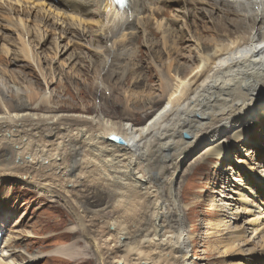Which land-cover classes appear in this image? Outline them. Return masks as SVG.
Returning <instances> with one entry per match:
<instances>
[{
	"label": "bare ground",
	"instance_id": "obj_1",
	"mask_svg": "<svg viewBox=\"0 0 264 264\" xmlns=\"http://www.w3.org/2000/svg\"><path fill=\"white\" fill-rule=\"evenodd\" d=\"M56 1L0 0V20H8L25 36L37 30L44 44L49 38L45 26L53 13L58 18L53 23L61 28L59 38L54 39L57 52L65 48L60 40L68 34L75 36L71 32L75 30L99 43L116 38L121 47L139 42L143 37L144 45L150 49L160 48L159 55L175 56L174 63L158 69L162 94L160 99L151 98L147 102L146 107L155 108L137 123H132L130 118L116 122L99 114L101 110L93 114L86 108L84 114L72 113L71 110L76 109L74 103L56 101L30 87L27 94L13 88L10 103L5 87L0 86V149L6 147L5 143L11 144L19 159L11 170L26 175L29 183L33 182L31 185L64 198L103 263L107 255L113 256L110 261L114 264L117 258L121 264H193L176 193V171L189 157L219 142L232 128L264 116V0H210L212 10L209 11L199 7L207 4L201 0H127L125 7H117L111 0ZM37 3L45 5L37 10ZM172 4L183 5L185 18L194 17L195 21L192 24L188 21L179 29L173 26L165 19ZM236 5L252 18L243 15ZM30 12L43 15L35 29L24 17ZM144 13L149 15L142 18ZM159 17H163L162 21ZM88 26L97 29L89 31ZM134 26L138 30H134ZM158 34H162L161 39L156 40ZM193 38L197 39V47L187 55L183 52L187 49L184 45ZM24 46L23 52L34 63L31 45ZM113 48L107 47L103 52V56L109 52L105 62L115 51ZM120 57L115 56V59ZM181 60L186 63L181 64ZM135 72L134 69L130 73L136 75ZM8 73L11 72L6 71L5 75ZM202 109L204 117L198 114ZM42 130L47 135H42ZM188 130L192 132L191 140L184 137ZM113 133L124 137L128 143H113L107 138ZM243 137L241 135L240 139ZM218 145L209 148L204 156L223 158L228 155ZM163 156H168L175 165L169 177L166 171L171 164H166ZM71 182L76 186L71 187ZM231 185L226 182L222 186L224 192L230 191L226 187ZM258 188H262V184ZM79 189L95 190L94 207L70 198L69 193L77 196ZM213 203L217 205L214 200ZM224 206L231 210L229 204ZM261 214L259 212L249 223H258ZM86 217L89 227H86ZM235 218H240L238 212ZM214 225L223 238L233 244L248 233L246 227L236 225L234 228L223 218ZM252 229L253 233L258 231L256 227ZM91 231L98 234L104 248L95 236L87 234ZM254 237L256 239L257 234ZM255 239L243 242L248 244Z\"/></svg>",
	"mask_w": 264,
	"mask_h": 264
},
{
	"label": "rangeland",
	"instance_id": "obj_2",
	"mask_svg": "<svg viewBox=\"0 0 264 264\" xmlns=\"http://www.w3.org/2000/svg\"><path fill=\"white\" fill-rule=\"evenodd\" d=\"M201 1L207 2L199 5L204 7H200L201 9L212 10L210 0ZM43 5L45 4L37 3L35 7L40 10ZM169 8L170 13L165 19L171 21L176 28H183L188 21L189 24L195 21L194 17L185 18L183 11L186 9L183 5L172 4ZM240 11L249 16L248 19L251 17L250 14ZM148 15L149 13H144L141 17ZM24 17L35 29V25L39 27L43 15L40 12H30ZM51 17L45 26L48 27L44 31L49 38L44 44L40 42L37 30L25 36L19 29L10 25L8 20H0V86L5 87L8 102H13L14 89L20 94H27V87H30L38 94L52 96L56 101L74 103L76 109L71 110L72 113L84 114L86 108L92 110L93 114L101 110L99 114L116 122L130 118L128 120L132 123H137L138 119L146 117L154 110L155 107L150 109L145 105L151 98L160 99L162 94L158 69H164L166 65L171 64L175 56L170 58L167 55H159L160 48L150 49L144 45L143 37L139 42L127 43L126 47H121L115 41L116 38L109 42L101 40L99 43L90 41L88 36L83 33L81 36L75 30L71 31L75 36L68 34L67 38L60 40V44L65 48L57 52L54 39L59 38L61 28L53 23L57 15L52 13ZM5 18L11 20L6 15ZM161 18L163 17H159L160 21ZM87 28L89 31L97 29L91 26ZM134 30H138L137 26H134ZM161 35L158 34L156 40L161 39ZM196 41L194 38L189 40L184 45L187 49L183 52L187 55L191 51L194 52ZM25 44L31 45L35 55L34 63L23 52ZM110 46L114 47L115 51L110 53L111 57L105 62L109 52L107 51L105 56L103 52ZM122 53L123 59L120 57ZM115 56L121 59H115ZM180 63L186 62L181 60ZM134 69L136 75L130 73ZM6 71L11 73L5 75ZM198 114L202 117L205 115L203 109ZM41 134L47 135L44 130ZM185 134L190 136L186 138L188 140L193 137L190 130ZM241 135L244 136L243 140L240 139ZM216 144H219L218 148H224L228 155L223 158L218 155L204 156L209 148ZM4 146L6 147L0 149V264H114L110 261L113 256L106 255V262H102L94 245L89 244L87 235L82 232L73 208L64 198L35 184L31 185L33 182L29 183L30 178L26 179V175L22 177L11 170L15 169L19 159H16L15 148L11 144L5 143ZM162 158L166 164L172 162L168 156ZM174 168L173 163L168 167V177L173 174ZM176 175V193L179 194L178 203L183 212L184 233L189 236V257L192 263L264 264V116L250 119L232 128L219 142L210 144L184 161ZM50 180L57 182L56 179ZM226 182L233 185L226 187L230 191L224 192L222 186H225ZM261 184L262 188L259 189ZM74 186L76 184L71 182V187ZM56 188L62 189L59 186ZM68 189L72 190L70 187ZM61 191L65 192L64 189ZM78 191L77 196L69 193V197L83 201L82 205L94 207L92 194L95 190ZM223 194L226 196L222 197ZM213 200L217 205L213 206ZM72 204L76 207L74 202ZM224 204H229L231 210ZM76 209L78 210L77 207ZM235 212H238L239 219L235 218ZM259 212L262 217L258 223H249ZM222 218L234 228L236 225L246 227V237H242L235 244L223 238L222 232H218L214 225ZM85 220L86 227H89V219L86 217ZM253 227L258 231L253 233ZM87 234L95 236L97 243L102 244L97 233L91 231ZM256 234L258 237L255 239ZM245 239L255 241L246 244L243 242ZM115 264H121L120 258L116 259Z\"/></svg>",
	"mask_w": 264,
	"mask_h": 264
},
{
	"label": "water",
	"instance_id": "obj_3",
	"mask_svg": "<svg viewBox=\"0 0 264 264\" xmlns=\"http://www.w3.org/2000/svg\"><path fill=\"white\" fill-rule=\"evenodd\" d=\"M185 137H186V138H189L190 136H189L188 134H185ZM107 138H108L110 141H114V142H116V143H118V144H123V145H125V144L128 143L127 140H126L124 137H122V136H120V135H117L116 133L111 134V135L108 136Z\"/></svg>",
	"mask_w": 264,
	"mask_h": 264
},
{
	"label": "snow or ice",
	"instance_id": "obj_4",
	"mask_svg": "<svg viewBox=\"0 0 264 264\" xmlns=\"http://www.w3.org/2000/svg\"><path fill=\"white\" fill-rule=\"evenodd\" d=\"M119 3H123V0H118Z\"/></svg>",
	"mask_w": 264,
	"mask_h": 264
}]
</instances>
